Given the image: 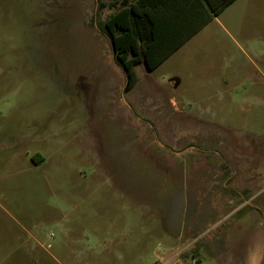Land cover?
<instances>
[{"label":"rangeland","instance_id":"obj_1","mask_svg":"<svg viewBox=\"0 0 264 264\" xmlns=\"http://www.w3.org/2000/svg\"><path fill=\"white\" fill-rule=\"evenodd\" d=\"M255 10L125 88L94 0H0V264H264Z\"/></svg>","mask_w":264,"mask_h":264},{"label":"crops","instance_id":"obj_2","mask_svg":"<svg viewBox=\"0 0 264 264\" xmlns=\"http://www.w3.org/2000/svg\"><path fill=\"white\" fill-rule=\"evenodd\" d=\"M263 3L264 0H171L167 10L162 5L154 9L136 8L142 15L150 14L154 38L147 49L139 41L137 43V49L145 55L140 56L132 66L135 78L157 70L184 44L208 27L227 33L229 29H239L233 15L255 12ZM214 9H218L217 12ZM180 84L181 80H177V85Z\"/></svg>","mask_w":264,"mask_h":264},{"label":"trees","instance_id":"obj_3","mask_svg":"<svg viewBox=\"0 0 264 264\" xmlns=\"http://www.w3.org/2000/svg\"><path fill=\"white\" fill-rule=\"evenodd\" d=\"M171 0H94L92 18L97 28L108 38L113 48V59L123 70L128 88L135 79L132 66L145 55L137 48L138 41L147 49L153 42V22L150 14H140L136 8L154 9L162 5L166 10ZM217 12L218 9H214ZM172 15V14H171ZM173 16V15H172ZM132 22V25L129 24ZM129 27L132 28L131 32ZM128 90V89H126ZM197 258L194 264H199Z\"/></svg>","mask_w":264,"mask_h":264},{"label":"built area","instance_id":"obj_4","mask_svg":"<svg viewBox=\"0 0 264 264\" xmlns=\"http://www.w3.org/2000/svg\"><path fill=\"white\" fill-rule=\"evenodd\" d=\"M162 263V262H161ZM163 263H164V261H163Z\"/></svg>","mask_w":264,"mask_h":264}]
</instances>
